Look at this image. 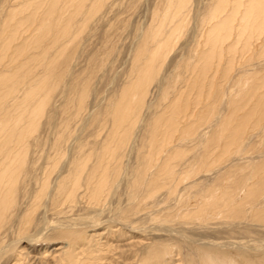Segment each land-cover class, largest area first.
I'll return each mask as SVG.
<instances>
[{
  "label": "rangeland",
  "instance_id": "rangeland-1",
  "mask_svg": "<svg viewBox=\"0 0 264 264\" xmlns=\"http://www.w3.org/2000/svg\"><path fill=\"white\" fill-rule=\"evenodd\" d=\"M220 2L0 0V264H264L263 17Z\"/></svg>",
  "mask_w": 264,
  "mask_h": 264
},
{
  "label": "bare ground",
  "instance_id": "bare-ground-1",
  "mask_svg": "<svg viewBox=\"0 0 264 264\" xmlns=\"http://www.w3.org/2000/svg\"><path fill=\"white\" fill-rule=\"evenodd\" d=\"M219 1H221V0H219ZM249 4V10H250V6L252 7L251 8V10H250V15L252 16V17H255V16H262L263 17V22H262V26L260 27V30H261V35L259 36L258 34V40H260V42H259V44H258V46L260 45V46H263L264 47V0H222V2H220V4H218L217 5V8H220L221 7V9L219 10V13H221L222 12V10H224V9H226V8H228V12H227V14H226V16H225V18H224V23L222 24L223 26L224 25H226L225 27H227L228 28V24L230 25V27H231V25H232V23H231V21H232V17H235V18H237V17H241L239 14H238V12H239V9L241 8H243V10H244V8H245V6L246 5H248ZM218 11H217V14H216V16L215 15H213V18H216V17H218ZM226 30H223L222 32H220V33H224ZM231 33V30L228 32V31H226V38L227 37H229V34ZM256 35L252 32L251 34H250V37H249V39H253V37H255ZM225 37H224V35H220L219 33H217V34H215L210 40H208V42H206V41H203V42H201V44L202 43H204V42H206V43H210L211 45H212V56H215V55H218L219 54V57H220V60H223V58H222V56L224 57V56H226V54H227V51H229V49H228V46H229V44L227 43L226 45H225ZM251 43H249V45H251L252 44V41H250ZM248 43V42H247ZM220 45L221 46V49L219 50V52L217 51V45ZM230 46H231V44H230ZM257 47V46H256ZM255 47V48H256ZM259 48V47H258ZM230 49H232V48H230ZM145 50V49H144ZM264 50V49H263ZM153 54H156V53H153ZM254 56H256V54L254 53L253 54ZM151 56H152V53H151ZM209 57V56H208ZM153 58V57H152ZM146 66V65H145ZM144 66V67H145ZM147 71H148V69H147ZM146 74H147V72H146ZM135 94V93H134ZM127 96V95H126ZM127 97H129V96H127ZM133 97V96H132ZM132 97L130 98V100L132 99ZM136 98V97H135ZM134 97H133V99H135ZM137 99V98H136ZM136 101V100H135ZM129 103H131V101L129 102ZM175 103V102H174ZM135 104V103H134ZM130 105V104H129ZM138 105V104H137ZM132 106V105H131ZM130 106V107H131ZM134 107V106H133ZM175 107V106H174ZM177 107V106H176ZM176 107H175V109H176ZM177 109H179V108H177ZM176 109V110H177ZM172 112H173V110H172ZM131 115V114H130ZM25 131V130H24ZM26 132V131H25ZM20 133H22L23 134V132H21L20 131ZM21 134V135H22ZM24 135V134H23ZM10 137H11V135H10ZM153 137H154V135H153ZM154 139L155 138H153L152 140H151V145L153 144V142H154ZM117 142V141H116ZM115 142V147H111V150H110V155L112 156L113 155V153L115 152V151H117L118 150V148H120L121 146H122V144H124V140H119L118 142L119 143H116ZM121 142V143H120ZM26 148V147H25ZM108 149H110V148H108ZM2 149H0V151H1ZM24 151V150H23ZM18 154H19V152H18ZM18 156V155H17ZM149 156V155H148ZM149 158V157H148ZM15 161H17V160H14V162ZM22 162V161H21ZM148 163V162H147ZM10 170V169H9ZM81 170H82V166L81 165H79V167L77 168V170L75 171V177H74V179L72 180V188H71V192L73 191L74 192V190H75V187H74V185H76V183H77V180H79V177H80V173H81ZM8 172V171H7ZM74 174V173H73ZM5 181V180H4ZM152 184H155V183H152ZM107 185V175H105V176H103L102 175V177H100L99 178V180H98V184H97V186H96V188H97V190H103L104 189V187ZM152 191V190H151ZM41 192H43V191H41ZM72 192V193H73ZM41 196V193L38 195V197H40ZM199 196V195H198ZM200 197V199H202L203 201L205 200V198H204V196H199ZM199 199V200H200ZM199 213H200V211L198 212V215H199ZM206 216V215H205ZM29 239V238H28ZM17 242H19V241H17ZM17 242L15 243V244H17ZM233 244V243H232ZM229 245V244H228ZM226 246H227V244H226ZM6 247L5 246H3V247H0V258H1V256L5 253V251H6V249H5ZM235 248V247H234ZM234 250V249H233ZM210 252V251H209ZM225 252V251H224ZM231 253H232V255H225L224 256V260L226 261V260H229V261H231L230 262V264H234V261H233V259L232 258H234V255H233V253H234V251L232 252L231 251ZM224 254H227L226 252L224 253ZM223 254V255H224ZM229 257V258H228ZM59 261L60 262H62V263H60V264H73L74 263V258H73V256L72 255H70V256H68L67 257V255L66 254H64V255H60L59 256ZM239 262V263H238ZM250 263V261L249 260H246V259H241L240 261L238 260V261H236V264H249ZM215 264H218V263H215ZM224 264H225V262H224Z\"/></svg>",
  "mask_w": 264,
  "mask_h": 264
}]
</instances>
